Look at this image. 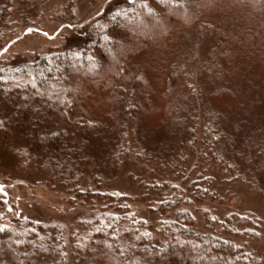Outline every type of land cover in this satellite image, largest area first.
Here are the masks:
<instances>
[{"label":"trees","instance_id":"obj_1","mask_svg":"<svg viewBox=\"0 0 264 264\" xmlns=\"http://www.w3.org/2000/svg\"><path fill=\"white\" fill-rule=\"evenodd\" d=\"M211 1L201 0L198 4L196 0H146L157 6L156 11L150 12L145 11L138 0H123L122 5L103 14L90 26L81 46L64 52L43 53L28 63L0 65V134L11 137L0 139V149L16 159L13 173L21 177L25 173L36 179L52 176L58 185L69 186L90 205L93 204L91 200L96 199L105 202L106 207L113 201L119 205L117 201L126 197L114 190H101V186L114 183L113 172H119L126 161H134L140 172L137 176L130 173V176L137 182L142 194L140 198L147 200L149 206H157V214L167 205L172 212L169 218L159 222V239H153L150 230H143L145 222L141 219L138 223L135 216H126V228L116 229L117 220L111 214L86 215L74 225L79 228L87 221L91 225L73 230L65 238V227L59 223L41 226L31 225L26 220H10L5 212L6 202L1 200L0 264H53L46 260L50 257L55 264H63L68 251L73 261L76 259L82 264H264V254L257 257L237 242L241 237L256 233L253 229H257V223L250 216L229 215L224 220L210 218L216 225L204 222V232H199L192 214L178 208L181 200L177 183L180 178L188 181L192 172L191 156L183 152L185 136L189 154L194 151L197 154L196 147H205L208 153L209 150L212 152L214 169L219 163L225 167L226 174L233 171V158L228 162L220 161L217 153L223 158L226 152L220 148L217 152L215 142L224 137L235 142L240 138L239 142L246 145V142H254L251 146L258 143L260 138L256 133L261 128L254 127L251 121L259 120L255 113L257 109L264 111V87L261 83L251 85L242 96L239 91L241 79L234 65L228 69L233 74L226 84L228 91L223 92L227 105L220 108L228 120L220 117L215 108L216 115L211 114L220 125L231 124L232 131L221 133L214 129L213 132H218L217 138L206 133L196 143L199 137L197 122L186 125L190 112L183 109L181 95L179 103L176 97L165 102L164 116L158 123L150 122L158 113L153 97L155 91L163 98L168 95L165 63L149 64V74H145L143 62L131 64V58L141 48V40L153 41L160 36L164 37L163 46L170 45L165 51L169 60L170 55H174L172 48L186 46L197 28L203 25L201 20L192 21L202 15V10ZM231 1L240 6L250 4L253 9V25L242 30L247 37L264 26V0ZM16 6V0H0V37L14 25L19 13ZM175 12L180 16H175ZM26 15L30 16L29 13ZM22 16L25 15H21L19 21ZM165 17L177 20L181 17L191 22L184 33L175 32L173 38L168 36L169 26L163 24ZM228 24L227 31L234 38L237 26L233 21ZM176 35L181 36L179 41ZM219 53L225 57L234 51L224 46ZM261 59L264 63V53ZM157 76L165 84L158 83L156 87ZM249 79L250 82L254 78L251 75ZM93 86L98 95L104 90L109 96L110 103L102 105L104 110L94 105V95L90 91ZM223 90H218V96ZM217 93L213 92L214 98ZM88 99H92L91 104L97 108L95 112L91 109L93 114ZM241 129L245 134L238 135ZM158 137L179 139L173 156L159 159L161 147H155L160 142ZM147 141L152 143L151 147H142L141 143ZM200 160L202 162L203 158ZM157 164L165 173L160 180L153 175L156 172L153 166ZM203 175V171L198 172L188 187L196 202L220 196L214 190H203L199 186L205 182L210 187L212 183L211 177ZM100 222H108L109 226ZM107 236L110 239L104 241ZM47 249L52 252L48 257Z\"/></svg>","mask_w":264,"mask_h":264},{"label":"rangeland","instance_id":"obj_2","mask_svg":"<svg viewBox=\"0 0 264 264\" xmlns=\"http://www.w3.org/2000/svg\"><path fill=\"white\" fill-rule=\"evenodd\" d=\"M196 1L201 4V0ZM138 2L145 11L151 12L153 9L156 11V5L150 2L149 4L146 0H138ZM16 3L15 10H19V13L14 20V25L10 26L0 37V65L28 63L36 60L43 53L64 52L70 48L81 46L90 26L103 14L116 9L124 2L123 0H16ZM251 8L250 4L235 5L231 0H212L202 10V15L196 21H192V23H196L201 20L203 25L197 28L198 31L193 34L186 46L172 48L174 55H170L169 60L166 58L165 51L170 45L163 46V36L153 41H140L141 48L131 58V64L143 62L145 74H149L151 71L149 64L152 62L154 64L162 62L168 67L164 72L165 80L167 79L168 95L163 98L159 91H155L153 97L158 113L157 117L151 119V123H158L159 119L164 116L163 106L167 100L176 97L179 103L181 95L183 96V109L190 112L186 125L189 123L187 126H192L191 121L197 122L199 137L196 143L206 133L208 136L212 135L217 138L218 132H213L214 129H218L221 133L232 131L231 124L220 125L218 119L216 120L213 116L216 115L215 109L218 110L220 117L223 118L225 115L220 108L227 105L223 99V95L226 93L223 92L228 91L226 84L229 76L233 74L229 73L228 69L234 65V70L241 79L239 91L242 96L249 91L251 85L257 86L258 83H261L264 87V63L261 59V55L264 53V34L262 33L264 26L255 29L254 33L247 37L245 30H247V26L253 25L254 21ZM26 13H29L30 16H27ZM176 13L175 16L178 15ZM23 14L25 16H22L19 21ZM173 18L175 17L173 16ZM173 18L165 17L163 24L169 26L168 36L174 38V33H184L189 28L191 21H185L181 17L178 20ZM232 21L237 26L234 38L230 36L229 30L227 31L226 28V25L228 26V23ZM211 22L218 23L219 26ZM244 28L246 29L242 31ZM178 38L179 41L181 36ZM177 40L175 43L178 42ZM224 46L231 48L234 53L222 57L219 51ZM251 75L254 82L248 81ZM156 81V87L161 83L165 84V81L159 80L158 76ZM220 88H224V90L218 96L217 92ZM90 91L94 95V105L98 109L104 110L103 103L109 102L106 91L103 90L101 95H98L94 86ZM213 92L217 93V97L214 98ZM87 102H89L90 113L93 114L91 109L95 112L97 108L91 104L93 103L92 99H88ZM256 112L259 120L251 121V123L254 127L261 128V131L256 133L260 138L258 143L251 146V143L254 142H246L248 144L246 145L242 143L243 141L239 142L240 138L235 142L224 137H219L217 139L219 142H215L217 152L218 148L226 152L223 158L217 153V158L220 161L228 162L233 158L231 161V163L233 162L231 167L233 171L229 170L227 174L224 172L225 167L219 163H216V169L213 168L215 163L210 156L212 152L209 150L208 153L205 147L203 149H200V146L196 147L197 154L196 151L192 155L189 154L187 152L188 140L185 136L182 139L183 142L185 141L186 147L183 152L191 156L192 172L188 181H183L180 178L177 183L181 200L178 208L192 214L199 232H204V222L216 225L209 220L210 218L224 220L229 215L250 216L252 221L257 223V229H253L256 230V233L241 237L237 242L243 244L246 251L260 257L264 254V193L261 192L264 187V176L261 175L264 172V111L262 112L260 108ZM242 134H245L244 129H241L238 135ZM3 137L0 134V139ZM159 137L157 139L160 142H157L158 145L155 144V147H161L159 159L173 156L179 139L175 138L176 136L166 139ZM4 138L11 139V137ZM14 138L15 141L18 140L17 136ZM144 143H141L142 147L147 145L151 147L152 145L150 141ZM200 158H203V163ZM15 160L0 149V201L6 202L5 212L12 221L13 219L26 220L31 225L41 226L59 223L65 227V238H67L70 233H73V230L79 231L80 227L85 228L87 225H91L88 224V221L80 225L79 228L74 225V222H78L86 215L111 214L117 220L116 229L126 228V216H135L138 223H141V219L145 222L148 229L142 226L143 230H150L153 239H159V222L169 218L172 214L167 205L162 208L160 217V214H157V206H149L147 200L140 198L142 194H140L134 179V176L139 175L140 167L136 166L134 161H123L122 164L124 165L125 162V166L121 167L119 172H113L115 174L113 176L114 183L105 187L101 186V190L102 188H105L106 192L114 190L126 197L117 201L119 205L113 201L105 207V202H98L96 199L91 200L93 204L90 205L89 201L78 196L69 186L58 185L59 182L52 176L36 179L31 176L27 177L25 173H22L24 174L22 177L13 173L12 168H16ZM18 166L20 167V164ZM181 166L178 167L181 168ZM153 168L156 171L153 174L156 180L165 176L163 168L159 164L154 165ZM201 171H203L204 177L212 178V183L210 187L205 182L199 186L203 190H214L220 196L205 198L202 202H196L193 199L188 187L192 182L191 179L193 178L195 181L198 172ZM130 173L134 176H130ZM92 205L93 208H90ZM100 224L109 226L108 222H100ZM107 238L110 239L107 236L104 241ZM67 243L70 244L69 239H67ZM86 252L88 253V251ZM46 253L48 257L52 252L47 249ZM67 254L63 264H82L81 261L78 263L76 259L73 261L74 258L70 257L69 251ZM47 259L49 263L55 264L51 257Z\"/></svg>","mask_w":264,"mask_h":264}]
</instances>
